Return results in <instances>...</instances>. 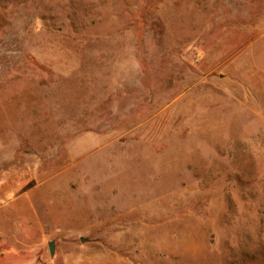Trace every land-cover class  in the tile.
Wrapping results in <instances>:
<instances>
[{
  "label": "rangeland",
  "instance_id": "rangeland-1",
  "mask_svg": "<svg viewBox=\"0 0 264 264\" xmlns=\"http://www.w3.org/2000/svg\"><path fill=\"white\" fill-rule=\"evenodd\" d=\"M0 264H264V0H0Z\"/></svg>",
  "mask_w": 264,
  "mask_h": 264
},
{
  "label": "water",
  "instance_id": "water-1",
  "mask_svg": "<svg viewBox=\"0 0 264 264\" xmlns=\"http://www.w3.org/2000/svg\"><path fill=\"white\" fill-rule=\"evenodd\" d=\"M49 250H50L51 256H54V254H55V243L53 241L49 243Z\"/></svg>",
  "mask_w": 264,
  "mask_h": 264
}]
</instances>
